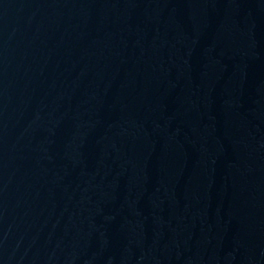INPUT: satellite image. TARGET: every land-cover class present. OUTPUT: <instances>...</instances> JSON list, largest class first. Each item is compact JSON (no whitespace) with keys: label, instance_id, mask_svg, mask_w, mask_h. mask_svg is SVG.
Listing matches in <instances>:
<instances>
[{"label":"water","instance_id":"obj_1","mask_svg":"<svg viewBox=\"0 0 264 264\" xmlns=\"http://www.w3.org/2000/svg\"><path fill=\"white\" fill-rule=\"evenodd\" d=\"M0 264H264V0H0Z\"/></svg>","mask_w":264,"mask_h":264}]
</instances>
